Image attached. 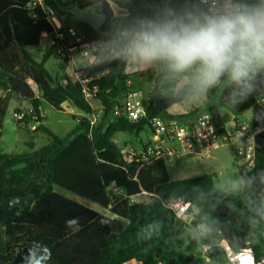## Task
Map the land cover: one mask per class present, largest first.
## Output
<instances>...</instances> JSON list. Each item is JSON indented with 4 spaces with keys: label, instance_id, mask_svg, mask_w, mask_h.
I'll return each mask as SVG.
<instances>
[{
    "label": "trees",
    "instance_id": "16d2710c",
    "mask_svg": "<svg viewBox=\"0 0 264 264\" xmlns=\"http://www.w3.org/2000/svg\"><path fill=\"white\" fill-rule=\"evenodd\" d=\"M166 1L111 0L128 11L134 27L146 19H167ZM31 2L0 0V90L5 92L0 98V129L10 97L17 96L29 105L28 111L38 115L39 122L31 130L33 121L26 115L20 128L29 135L44 132L50 141L31 154L0 152V202L5 197L35 193L29 204L17 208L12 220L0 227V264H12L25 247L42 264H125L130 260L141 264H222L226 258L220 244L229 237L236 243V250L250 245L256 259L264 258V105L259 102L264 95V73L250 81L252 89L245 94L231 81L225 84L226 76L221 77L218 85L207 89V98L199 108L180 116L168 111L173 101L161 84L164 75L148 76L146 118L132 123L125 118H109L115 101L125 93L126 80L134 77L126 73L127 61L116 54L79 72H105L93 82L100 85L96 100L103 114L91 127L89 117L98 111L81 95L56 82L46 67L50 57H60L69 49L65 46L60 51L61 47L53 43L38 61L30 48L40 46L46 35L54 38L45 8L58 15L71 14L60 11L59 3L68 9L102 4L108 19L93 42L111 45L113 39L119 41L121 37L111 21L112 9L106 0H43V6L34 8ZM169 6L174 15L203 10L195 0H170ZM63 60L69 62L68 58ZM214 97H218L216 106L211 105ZM43 103L57 111H63L62 105L68 103L86 117L65 137H59L42 124ZM219 107L235 117L252 111L255 165L249 171L239 167L244 189L238 193H219L213 175L172 181L166 160L138 170L135 163L125 161L122 148L113 142L119 132L141 133L153 117L184 119L209 112L221 127L224 123ZM112 182L116 191L111 188ZM54 186L107 209L110 216L62 196ZM133 198L137 201L132 202ZM176 198L190 201L198 209L189 227L191 235H173L174 227L186 226L168 208ZM72 219L77 223L68 226L66 222ZM201 224L210 231L200 230ZM203 246L211 248L203 252ZM45 248L51 251L47 261L43 260Z\"/></svg>",
    "mask_w": 264,
    "mask_h": 264
},
{
    "label": "clouds",
    "instance_id": "9594fccd",
    "mask_svg": "<svg viewBox=\"0 0 264 264\" xmlns=\"http://www.w3.org/2000/svg\"><path fill=\"white\" fill-rule=\"evenodd\" d=\"M118 55L139 67L162 64L173 74H189L197 94L224 76L245 94L252 89L250 81L264 73V0H216L207 11L143 20L127 32ZM199 227L210 231L204 224ZM50 259L51 251L45 248L43 260ZM240 260L249 264L247 255ZM22 264L42 261L29 250Z\"/></svg>",
    "mask_w": 264,
    "mask_h": 264
},
{
    "label": "built area",
    "instance_id": "2783aa9c",
    "mask_svg": "<svg viewBox=\"0 0 264 264\" xmlns=\"http://www.w3.org/2000/svg\"><path fill=\"white\" fill-rule=\"evenodd\" d=\"M216 0H195L204 11H207ZM43 6V0H33L30 7ZM47 20L54 28V43L64 50L65 46L68 51H82V56L90 58L89 50L95 42H89L79 36L72 27L65 28L61 25L57 12L45 8ZM72 39V40H71ZM61 53V52H60ZM62 59L69 58L68 54L62 53ZM105 72L98 74L79 73V83L81 96L87 101L96 100L100 91L99 84L93 82L102 76ZM131 79L126 80V90L123 96L118 98L111 110L109 118H125L129 122L137 123L146 118V108L141 91L132 89ZM264 105V95L259 99ZM103 114L102 109L89 117L90 126L96 125L97 121ZM26 115H30V129L35 130L39 124L38 115L32 110L14 111L13 118L21 127L24 126ZM191 117L181 118H162L153 117L149 120L147 129L150 132L148 138L142 140L138 148H131L126 152L121 147L127 163H135L137 169L153 166L158 161L167 160L168 158H178L184 155H193L197 157H207L221 147L232 144L235 146L236 154L241 165L246 171L251 170L255 165L256 159V132L252 129V114L245 116L241 114L237 117L232 115L229 125L218 127L209 112H201ZM115 182H112L111 188L115 189ZM137 201L136 198L132 202ZM168 208L171 209L176 219L184 221L190 214L193 205L190 201L183 198H176L170 201ZM224 250L225 258L230 264H241L240 257L247 255L249 264H264V258L256 259L254 253L248 249L236 250L229 241L224 239L220 244ZM211 246H203V252L210 250Z\"/></svg>",
    "mask_w": 264,
    "mask_h": 264
},
{
    "label": "rangeland",
    "instance_id": "374dc122",
    "mask_svg": "<svg viewBox=\"0 0 264 264\" xmlns=\"http://www.w3.org/2000/svg\"><path fill=\"white\" fill-rule=\"evenodd\" d=\"M66 20V22L76 32L79 33V36L83 37L89 42H93V39L98 35V31L96 29H94L88 23L80 20L73 14H66ZM45 47L46 46H38L35 48H30V52L36 60L40 61L45 52ZM111 48L112 46L106 42H95L92 48L89 50L90 58H95V61H103L107 58H110L113 55V48ZM71 57L72 63H64V60L58 57L57 55L50 57V59L46 63V67L54 79L58 78L60 80V78L63 77H74L75 71L78 70V68L87 65L90 61L89 58H85L82 56V51H73L71 53ZM151 72H146L144 73V75L148 74V76L155 77V73L153 74V71ZM77 74H79V72H77ZM163 75L164 79H162L161 84L164 86V90L167 96L170 97L173 101L172 105L168 110L169 113L175 116H180L184 113H188L189 111H192L195 108H199L202 105L203 100L207 98V91L203 94H197L193 91L189 83V74H173L165 67ZM149 84H147V82H143L142 84V92L144 97H147L148 95ZM32 86L34 89H36V86L33 83ZM73 91L75 90L73 89ZM78 93L79 95H81L80 89L78 90ZM91 103L95 105V107H97L96 102L91 100ZM26 104L23 105L25 106ZM69 107L71 108L72 106L69 105L65 108L63 112L57 111L48 104L43 103V111L46 118V125L56 136L65 137L76 124L75 117L73 118V116L75 115L71 116L68 114L70 111V109H68ZM13 108L14 105L13 103H11L3 119L4 139L6 141V147H4V150L7 152V146L10 147L15 144L17 150L15 152H19L18 154H22L25 151L31 150V147H28L27 144L33 143L34 146L38 149L47 144V142L50 140V136L44 132H37V137L35 140L29 138L27 131L20 128L18 122L14 120ZM19 110L24 111L27 109L20 108ZM221 112L224 114L223 110H221ZM84 117H86L85 114ZM34 133L35 132H32V134ZM149 135L150 132L148 129H145L139 134H136L133 131L119 132L114 136V140L117 143L123 142L124 144L125 142L131 144L133 142L137 143L139 138H148ZM17 138L25 140V144L23 142L16 143ZM123 144H120L118 146L121 148L124 146ZM210 156L197 157L193 155H184L178 158H168L166 160V166L168 169L170 180H182L210 173L212 175H215V186L219 193L227 191H232L234 193L241 192L244 189V181L239 171L241 162L237 158L235 146L232 144H227L221 147L220 149L216 150ZM54 191L92 210L102 211L98 205L87 201L81 197H78L62 188L54 186ZM140 198H142V196L137 199ZM175 232L176 235L177 230H175ZM180 235H183V232H181ZM227 262L228 260L225 259L224 264H226Z\"/></svg>",
    "mask_w": 264,
    "mask_h": 264
},
{
    "label": "crops",
    "instance_id": "0c3cea01",
    "mask_svg": "<svg viewBox=\"0 0 264 264\" xmlns=\"http://www.w3.org/2000/svg\"><path fill=\"white\" fill-rule=\"evenodd\" d=\"M106 1L109 3L110 8L112 9V12H113V17H112L111 21H112L114 27L116 28L117 32L121 36L120 39H119V41H118V44H119L120 49H121V47H122V41L125 39L127 32L129 30H131L132 28H134V21L131 18V16L129 15L128 11H126L125 9H121V8L115 6L111 2V0H106ZM87 9H90L91 11H95V12H102V4H97L95 6H92L90 8H87ZM58 18H59V21H60V23H61V25L63 27H65V28L71 27L66 22L67 21L66 20V14L65 15H58ZM53 43H54V38L53 37H48L46 35L41 40L40 47L41 46H46L44 48V51H45L47 48L51 47L53 45ZM74 51H76V50H74ZM77 51H79V50H77ZM72 52L73 51H68V53H67L68 56H69V58H68L69 59V62H71V63H72V57H71V53ZM112 52H113V55L110 58H107L105 60H109V59L115 57L116 54H118V53H115L114 50H112ZM105 60H103V61H105ZM99 62H102V61H95V58H93V60H90L87 65L78 68V70L75 71V76L74 77L73 76L63 77V78H60V80L58 78L57 79H54L53 78V79L56 82H59L62 85H64L74 95L79 96L78 90L80 89V83H79V79H78L79 78V74H77V72H80L82 69H84V68H86V67H88L90 65L99 63ZM164 68L165 67H164V65L162 66V64H153L151 66L139 67V66H136V65H133V64L127 62L126 73L127 74H131V75H134V77L131 78V81H132V86L131 87H132V89L138 90V91H141L142 92V89H143L142 88V84H143V82H147V84H149V82H148V74L147 75H144V73H146L148 71H153V73H155V76H159L161 74L162 75L164 74ZM229 81L230 80L226 77V79L224 80V83L227 84ZM219 82L216 85H218ZM148 87H149V91H150V84L148 85ZM73 89L75 91H77V92L73 91ZM149 91H148V94H149ZM142 94H143V92H142ZM4 96H5V92H3V91L0 90V98H3ZM147 97H148V95H147ZM147 97H144V98H147ZM205 100H203V102ZM92 101H94V102L97 103V107H95V105H93L91 103V101H90L92 107L96 111H99V110L102 109L101 108V105L98 103L97 100H92ZM11 103H13V105H14V108H13L14 111H17L20 108H22V109H29V105L26 104V102L20 100L17 96H11L10 97L8 107H9V105ZM23 104H26V105L24 106ZM217 104H218V97H214V99L211 102V105H215L216 106ZM68 106H69L68 103H65V104L62 105L63 112H64L65 108L68 107ZM68 109H70L69 113L68 112H65V113H68L71 116L72 115H75V116H73V118L75 117V122H76L75 126H76L78 124V122L80 121V119L84 118V114L82 112L74 109V107L73 108L72 107L71 108L69 107ZM195 109H197V108H195ZM40 110H41L42 116L45 118V114H44V111H43V105L41 106ZM218 110H219V112H220V114H221V116L223 118L224 125L228 126L229 125V122L231 120L232 114L229 111H227V110H225L223 108H220V107L218 108ZM221 110L224 111V114L221 112ZM190 112L191 111H189L188 113H184L182 115L189 114ZM243 114H245V116H250L252 114V111L251 110H248V111L244 112ZM3 123H4V120L2 121V126H1V129H0V152L1 153H4V154H16L17 152H15V151H17V150H16V145L15 144H13L10 147L7 146V148H8L7 152L4 150V147H6V141L4 139ZM42 124L47 127V125H46V118L43 120ZM36 135H37V132H35L34 134H30V135L28 134L29 138L32 139V140H35L36 139V137H37ZM142 140H144V139L139 138L138 139L139 142L137 141V143L133 142L131 144L130 143H125V142H124V144H123V142L122 143H120V142L117 143L114 139H113V142L117 146L120 145V144H123L124 145L123 147H124L125 151L126 152H129L131 148L132 149L133 148L134 149L135 148H138L140 146ZM24 141L25 140H22L21 138H17L16 143L23 142L25 144ZM49 141L47 142V144L49 143ZM27 145H28V147H31V150L25 151L22 154H31V153H33V152H35V151H37V150L40 149V148L39 149L36 148L33 143L32 144H27ZM210 157H212V156H210ZM204 175H212V174L207 173V174H204ZM200 176H203V175H200ZM213 176H215V175H213ZM196 177H198V176H196ZM100 208H101L102 211H97V210H95V211H97L98 213H100V214H102L104 216H110V213H109V211L107 209L102 208V207H100ZM263 209H264V199H263ZM197 212H198V209L195 206H193V208L190 211V214L183 221V223L186 226H176V227H174V229H173V235H175V233H176L175 230H177V234L176 235H180L181 232H183V235H186V236L191 235V230H190L189 227L194 223V217L197 214ZM263 235H264V230H263ZM125 264H141V263L138 262V261H136V260H130V261L126 262ZM222 264H224V260H223ZM226 264H230V263L227 262Z\"/></svg>",
    "mask_w": 264,
    "mask_h": 264
},
{
    "label": "water",
    "instance_id": "95a60500",
    "mask_svg": "<svg viewBox=\"0 0 264 264\" xmlns=\"http://www.w3.org/2000/svg\"><path fill=\"white\" fill-rule=\"evenodd\" d=\"M169 2L170 0H167L165 3L166 18L172 19L174 18V14L169 6ZM58 8L62 12H66L68 10L71 14L75 15L80 20L88 23L97 31H99L105 25L108 19L107 14L104 12L103 5L102 12H95L91 11L90 9H82L78 5H74L73 7L68 9L60 3L58 4ZM111 46L115 53H119L120 46L116 39L112 40ZM34 197L35 193H30L28 195H13L5 197L0 202V227L6 226L14 217L17 208L25 207L32 201ZM228 241L230 245L236 249V243L231 239V237H229ZM247 248L250 249L251 246L248 245ZM29 250H31L29 247H25L13 260H11V263L21 264L23 262V257L28 254Z\"/></svg>",
    "mask_w": 264,
    "mask_h": 264
}]
</instances>
